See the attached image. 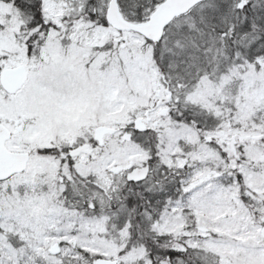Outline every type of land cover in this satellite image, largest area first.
<instances>
[{
	"label": "snow or ice",
	"instance_id": "6c2138e0",
	"mask_svg": "<svg viewBox=\"0 0 264 264\" xmlns=\"http://www.w3.org/2000/svg\"><path fill=\"white\" fill-rule=\"evenodd\" d=\"M0 264H264V0H0Z\"/></svg>",
	"mask_w": 264,
	"mask_h": 264
}]
</instances>
